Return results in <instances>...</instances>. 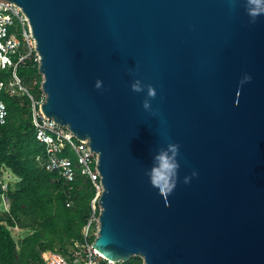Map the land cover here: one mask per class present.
Returning a JSON list of instances; mask_svg holds the SVG:
<instances>
[{
    "label": "water",
    "instance_id": "95a60500",
    "mask_svg": "<svg viewBox=\"0 0 264 264\" xmlns=\"http://www.w3.org/2000/svg\"><path fill=\"white\" fill-rule=\"evenodd\" d=\"M6 1L28 22L43 117L96 154L92 248L113 263L264 264V15L251 21L254 4ZM161 154L178 167L164 169ZM165 178L174 189L161 194Z\"/></svg>",
    "mask_w": 264,
    "mask_h": 264
},
{
    "label": "trees",
    "instance_id": "16d2710c",
    "mask_svg": "<svg viewBox=\"0 0 264 264\" xmlns=\"http://www.w3.org/2000/svg\"><path fill=\"white\" fill-rule=\"evenodd\" d=\"M7 75L0 72V80ZM16 75L29 95L38 100L41 78L37 65L26 62L16 68ZM1 101L6 120L0 127V165L7 167L16 181L8 185L5 193L8 213H0V264H46V250L65 256L70 241L81 240L80 229L88 217L93 190L80 177L65 185L56 173L39 170L34 159L42 155L43 146L34 139L29 100L25 96H2ZM61 155L72 157L67 149ZM14 226L28 232L16 243L7 230ZM118 264L142 262L138 257H130Z\"/></svg>",
    "mask_w": 264,
    "mask_h": 264
},
{
    "label": "built area",
    "instance_id": "2783aa9c",
    "mask_svg": "<svg viewBox=\"0 0 264 264\" xmlns=\"http://www.w3.org/2000/svg\"><path fill=\"white\" fill-rule=\"evenodd\" d=\"M29 61L36 65L39 63L27 19L14 4L0 0V71L8 73L6 78L0 80V127L6 120V109L1 97H27L34 139L43 146L42 155L34 159L36 167L47 173H56L65 185L80 177L82 182L88 181L93 190L89 214L80 229L81 240H71L65 256L46 250L44 261L46 264H118L106 260L91 246L97 231V200L102 190L95 168L96 154L82 140L76 139L66 127L43 117L40 104L44 95L40 91L38 100H34L16 75V68ZM63 149H67L72 157L62 156ZM15 181L16 178L9 169L0 165V213H8L9 205L5 193L8 185ZM68 205L65 204L66 207ZM14 229L16 227L8 228L10 232Z\"/></svg>",
    "mask_w": 264,
    "mask_h": 264
},
{
    "label": "clouds",
    "instance_id": "9594fccd",
    "mask_svg": "<svg viewBox=\"0 0 264 264\" xmlns=\"http://www.w3.org/2000/svg\"><path fill=\"white\" fill-rule=\"evenodd\" d=\"M247 3L248 4H254V7H252L251 9H248L247 10V14L251 18V21L254 23L257 17H259L261 15H264V0H247ZM246 79L250 80V77H247ZM99 84H100V82L98 81L97 82V87H99ZM132 90L134 92H140L142 90L140 88V86H139V82H136V83H134L132 85ZM148 95L150 97H152V98L155 97V91L151 87H149V89H148ZM143 106L145 108H147L148 107V102L147 101H144L143 102ZM178 147H179L178 145L172 144V145H169V150H171L173 152H176L178 150ZM155 159L164 160V155L161 154L160 156L155 157ZM162 167L164 169H166V170H170V169H174V168L178 167V165L169 164V163H167L166 160H164V163L162 164ZM152 173H153V175H152L151 183H152L153 186H158L159 185V177H160V174L159 173H156L155 169L152 170ZM193 175H195V173H193ZM185 183H188V181L185 180ZM173 189H174V185H171L170 186L168 184V182H167V179L165 178L164 187L163 188H160V193L163 194L166 190L170 193ZM8 232H10V231L8 230Z\"/></svg>",
    "mask_w": 264,
    "mask_h": 264
},
{
    "label": "rangeland",
    "instance_id": "374dc122",
    "mask_svg": "<svg viewBox=\"0 0 264 264\" xmlns=\"http://www.w3.org/2000/svg\"><path fill=\"white\" fill-rule=\"evenodd\" d=\"M24 86H25V84H24ZM9 234H10V237L13 239V241L17 242L22 237H24L25 235H27L28 232L25 231V230H20L19 228H16V229L12 230L11 232H9Z\"/></svg>",
    "mask_w": 264,
    "mask_h": 264
},
{
    "label": "crops",
    "instance_id": "0c3cea01",
    "mask_svg": "<svg viewBox=\"0 0 264 264\" xmlns=\"http://www.w3.org/2000/svg\"><path fill=\"white\" fill-rule=\"evenodd\" d=\"M1 72V71H0Z\"/></svg>",
    "mask_w": 264,
    "mask_h": 264
}]
</instances>
